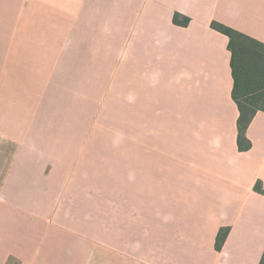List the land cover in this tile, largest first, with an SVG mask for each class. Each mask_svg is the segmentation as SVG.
Masks as SVG:
<instances>
[{
    "label": "crops",
    "instance_id": "obj_1",
    "mask_svg": "<svg viewBox=\"0 0 264 264\" xmlns=\"http://www.w3.org/2000/svg\"><path fill=\"white\" fill-rule=\"evenodd\" d=\"M212 22L264 44V0H0V264L91 222L99 177L107 264H259L264 112L239 152Z\"/></svg>",
    "mask_w": 264,
    "mask_h": 264
},
{
    "label": "trees",
    "instance_id": "obj_2",
    "mask_svg": "<svg viewBox=\"0 0 264 264\" xmlns=\"http://www.w3.org/2000/svg\"><path fill=\"white\" fill-rule=\"evenodd\" d=\"M173 23L187 26L189 19L175 14ZM211 28L229 39L233 77L232 99L239 112L236 143L239 152H246L251 148V143L246 137L247 127L258 111L264 112V44L217 22H212ZM258 186L259 184L255 189L261 193L262 190ZM228 232L229 227L218 231L215 239L216 251H220ZM259 264H264V251Z\"/></svg>",
    "mask_w": 264,
    "mask_h": 264
},
{
    "label": "rangeland",
    "instance_id": "obj_3",
    "mask_svg": "<svg viewBox=\"0 0 264 264\" xmlns=\"http://www.w3.org/2000/svg\"><path fill=\"white\" fill-rule=\"evenodd\" d=\"M98 182V191L92 193L96 202L95 208L92 207L91 222L89 212L77 208L76 213L83 212L85 216L82 222H76L80 219L77 217L75 222L66 223V232L51 230L45 247L42 241L36 245L38 250L42 249L37 255L18 259L12 257L6 261L7 264H107L104 177H99Z\"/></svg>",
    "mask_w": 264,
    "mask_h": 264
}]
</instances>
